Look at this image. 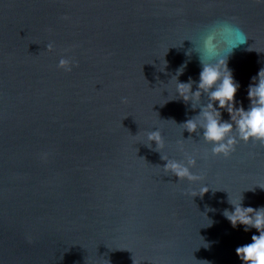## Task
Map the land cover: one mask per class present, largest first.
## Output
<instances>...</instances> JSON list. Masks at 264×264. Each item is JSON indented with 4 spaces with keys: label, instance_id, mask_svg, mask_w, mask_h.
<instances>
[{
    "label": "water",
    "instance_id": "water-1",
    "mask_svg": "<svg viewBox=\"0 0 264 264\" xmlns=\"http://www.w3.org/2000/svg\"><path fill=\"white\" fill-rule=\"evenodd\" d=\"M216 19L247 34L228 68L248 110L264 0H0V264H242L235 249L259 233L223 212L242 197L264 207V147L212 155L203 130H183L200 109L171 80L186 65L178 80L197 90L188 40ZM61 58L78 67L59 69ZM157 129L161 152L147 146ZM185 153L199 181L164 172L161 156Z\"/></svg>",
    "mask_w": 264,
    "mask_h": 264
},
{
    "label": "clouds",
    "instance_id": "clouds-1",
    "mask_svg": "<svg viewBox=\"0 0 264 264\" xmlns=\"http://www.w3.org/2000/svg\"><path fill=\"white\" fill-rule=\"evenodd\" d=\"M67 19V17H65ZM197 40L193 47L186 53L198 54V60L202 67L199 75L197 90L193 91V84L196 83L189 78L188 82L181 83L178 76L182 74V66L171 80L175 79L176 95L182 98L187 104L190 102L193 110L199 108V114L188 119L183 124V130L189 133H198L203 130L202 139L213 145L211 153L214 156L223 155L229 157L235 151L239 141L248 143H259L264 147V68L260 69L257 76L252 78L253 83L247 90L250 106L245 110L243 106L236 107L235 96L239 84L234 81L232 71L228 68V59L235 49L244 45L248 41L247 34L237 24L227 19H216L197 30ZM54 44L46 45V51L51 52ZM57 67L65 72H71L73 67H78L72 59L61 58ZM202 95L208 98L207 104H201ZM122 103H128L126 97L122 98ZM218 104V107L216 106ZM221 110L227 111L230 121L222 120ZM148 147L152 142L156 144V150L164 147V140L161 132L153 130L147 134ZM166 161L163 167L165 173H171L179 181L189 182L199 181L200 176L191 171L196 166L197 160L194 156L185 153V162L161 156ZM209 188L204 186L200 193H193L192 196H203ZM242 200L239 203H229L234 207V211L224 210L223 215L230 221L232 227L243 225L244 231L256 229L258 235L251 236V243L244 244L235 249L236 255L242 264H264V207L255 209L244 207Z\"/></svg>",
    "mask_w": 264,
    "mask_h": 264
}]
</instances>
